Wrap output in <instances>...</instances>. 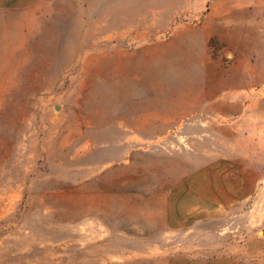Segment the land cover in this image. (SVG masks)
<instances>
[{"label": "rangeland", "instance_id": "obj_1", "mask_svg": "<svg viewBox=\"0 0 264 264\" xmlns=\"http://www.w3.org/2000/svg\"><path fill=\"white\" fill-rule=\"evenodd\" d=\"M0 264H264V0H0Z\"/></svg>", "mask_w": 264, "mask_h": 264}, {"label": "crops", "instance_id": "obj_2", "mask_svg": "<svg viewBox=\"0 0 264 264\" xmlns=\"http://www.w3.org/2000/svg\"><path fill=\"white\" fill-rule=\"evenodd\" d=\"M220 169L221 168L214 167L213 171H216V173H218V174H223L224 173L223 170H220ZM208 170L209 169L202 170L203 172H201L200 174H198L199 176H195V178H193V179H195L196 181H199L201 179L200 178L201 176L204 179L205 178L204 176L207 173L205 171H208ZM192 174H194V173H192ZM230 205L231 204L229 202L224 203L218 197L215 198V199H213L212 202H210V203H206V204L204 203L203 204V206H204L205 209H207V210H213V211L221 210L222 208L223 209H227Z\"/></svg>", "mask_w": 264, "mask_h": 264}]
</instances>
